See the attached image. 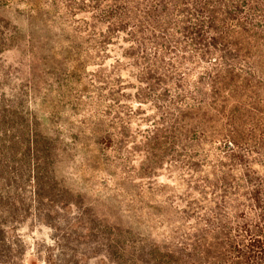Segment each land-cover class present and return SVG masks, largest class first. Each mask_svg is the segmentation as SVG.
<instances>
[{
  "label": "trees",
  "instance_id": "1",
  "mask_svg": "<svg viewBox=\"0 0 264 264\" xmlns=\"http://www.w3.org/2000/svg\"><path fill=\"white\" fill-rule=\"evenodd\" d=\"M23 2L25 32L0 20L21 59L0 123L33 190L86 140L135 189L116 264H264V0Z\"/></svg>",
  "mask_w": 264,
  "mask_h": 264
},
{
  "label": "rangeland",
  "instance_id": "2",
  "mask_svg": "<svg viewBox=\"0 0 264 264\" xmlns=\"http://www.w3.org/2000/svg\"><path fill=\"white\" fill-rule=\"evenodd\" d=\"M25 17L23 0H0V20L25 32ZM19 61L14 46L0 55V113L4 115L14 111ZM14 125L0 123V264H116L118 247L138 233L130 224L136 214L135 189L118 184V169H102L97 155H90L89 141L65 135L64 143L72 150L66 149L63 158L62 153L44 158L46 172L34 191L27 167L22 168L12 151L16 145L3 142L10 136H3L4 132ZM156 181L166 183L162 177ZM153 233L160 235L162 229ZM159 235L152 239L161 241Z\"/></svg>",
  "mask_w": 264,
  "mask_h": 264
}]
</instances>
